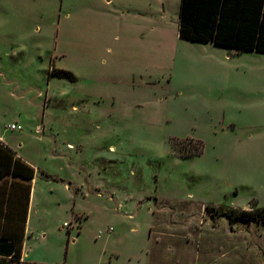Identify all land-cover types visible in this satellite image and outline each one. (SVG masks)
I'll return each mask as SVG.
<instances>
[{
  "label": "rangeland",
  "instance_id": "obj_1",
  "mask_svg": "<svg viewBox=\"0 0 264 264\" xmlns=\"http://www.w3.org/2000/svg\"><path fill=\"white\" fill-rule=\"evenodd\" d=\"M180 4L0 0V136L38 173L29 251L264 264V227L220 216L264 207V53L180 39Z\"/></svg>",
  "mask_w": 264,
  "mask_h": 264
},
{
  "label": "trees",
  "instance_id": "obj_2",
  "mask_svg": "<svg viewBox=\"0 0 264 264\" xmlns=\"http://www.w3.org/2000/svg\"><path fill=\"white\" fill-rule=\"evenodd\" d=\"M178 36L190 42L212 43L214 45L237 51H256L264 53V0H181ZM52 76L74 81L70 72L53 71ZM198 151L190 154L199 155ZM35 170L17 156V153L0 141V181L6 177L17 179L20 187L21 222L16 230H6L7 221L13 207L4 205L8 200L4 186H0V222L5 223V231L0 232V239L9 241L0 253L12 263H19L22 258V241L25 220L29 210L30 194ZM3 183V182H2ZM25 199L23 204V191ZM16 191H18L16 189ZM16 201L18 199L16 198ZM23 205L24 213H23ZM16 214L18 210L16 209ZM220 216L228 219L230 226L236 223L258 224L264 227V207L256 201L251 202L249 209L231 208Z\"/></svg>",
  "mask_w": 264,
  "mask_h": 264
},
{
  "label": "crops",
  "instance_id": "obj_3",
  "mask_svg": "<svg viewBox=\"0 0 264 264\" xmlns=\"http://www.w3.org/2000/svg\"><path fill=\"white\" fill-rule=\"evenodd\" d=\"M8 130V129H7ZM0 141L5 144L6 146H8L10 149H12L14 152L15 148L10 146V142H6L4 140V138L2 136H0ZM17 153V152H16ZM17 156L20 157L23 161H25L27 164H29L30 166L33 167V165L28 161L25 160L23 157H21V155H19L17 153ZM34 168V167H33ZM35 170V175H34V179L32 181V190H33V182L36 181L37 183V174L36 173V169ZM17 179H14L12 177H6L4 178V180L0 181V186H4V190L7 192L6 198L8 199L6 201V204L4 205V209L7 206H12L13 207V211L9 216V222L5 221L7 223V228L6 230H9L11 232L16 230V226L20 224L21 222V203H20V187L19 185H16L14 183H16ZM3 182V183H2ZM16 189L18 191H16ZM32 190H31V194H30V201H29V210H28V214L26 216V220H25V228H24V236H23V243H22V258L20 260L19 263H12L10 262L9 258L7 257H3L4 255L0 254V264H57V261L51 257L54 256L53 254L49 255L48 253H37L35 252V250L29 251V245L27 246V236L29 235V233L31 232L30 230V225H31V219H32V214L34 212L37 213L39 211V209L37 208L38 205L36 204L35 206V199H34V193L32 195ZM16 198L18 199V201H16ZM24 199H25V190L23 191V204H24ZM35 207V208H34ZM24 208L25 206L23 205V213H24ZM16 209L18 210V214H16ZM0 222V232H4L5 231V223L4 222ZM66 222L63 224L64 227H67ZM6 232V231H5ZM43 232H41L42 234ZM9 243V241H4L3 239H0V246L2 245V249L6 246V248H8L9 245H7ZM31 247V245H30ZM0 249V250H2ZM3 253V252H0ZM81 264H103V259H97V258H93V259H88L83 261V263Z\"/></svg>",
  "mask_w": 264,
  "mask_h": 264
},
{
  "label": "built area",
  "instance_id": "obj_4",
  "mask_svg": "<svg viewBox=\"0 0 264 264\" xmlns=\"http://www.w3.org/2000/svg\"><path fill=\"white\" fill-rule=\"evenodd\" d=\"M7 128L10 129L11 131L21 130V126L17 124H10L7 126ZM65 225L68 226L67 223Z\"/></svg>",
  "mask_w": 264,
  "mask_h": 264
}]
</instances>
